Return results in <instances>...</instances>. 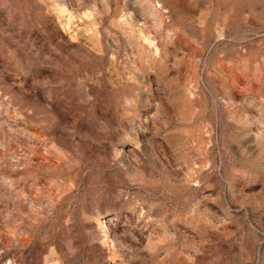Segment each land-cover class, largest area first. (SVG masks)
Listing matches in <instances>:
<instances>
[{
	"label": "rangeland",
	"instance_id": "rangeland-1",
	"mask_svg": "<svg viewBox=\"0 0 264 264\" xmlns=\"http://www.w3.org/2000/svg\"><path fill=\"white\" fill-rule=\"evenodd\" d=\"M0 264H264V0H0Z\"/></svg>",
	"mask_w": 264,
	"mask_h": 264
}]
</instances>
